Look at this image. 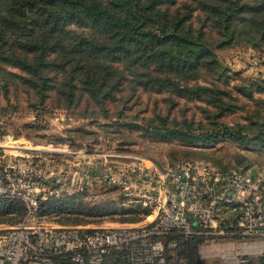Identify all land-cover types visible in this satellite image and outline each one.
<instances>
[{
	"label": "rangeland",
	"instance_id": "1",
	"mask_svg": "<svg viewBox=\"0 0 264 264\" xmlns=\"http://www.w3.org/2000/svg\"><path fill=\"white\" fill-rule=\"evenodd\" d=\"M199 16L201 13H193L195 27ZM214 54L216 68H199L196 77L181 79L179 84L160 88L153 82L139 85L127 75L113 99L96 103L83 96L78 104L70 105L58 102L53 95L40 102L18 77L21 71L0 61V147L6 151L24 148L33 159L38 157L43 172L53 174L73 171L89 157L108 163L137 160L159 167L187 162L239 167L254 182L248 197L257 194L264 203V144H241L225 137L186 144L144 130L149 118L157 123V116L186 119L204 130L214 128L216 121L251 127L264 122V45L231 41L215 48ZM181 83L213 87L214 93L202 88L199 95L189 94ZM219 109L225 111L218 113ZM77 182L66 186L62 195L45 201L40 213L46 223L119 227L152 219L143 209L125 202L115 188L84 184L79 178ZM24 212L21 201L0 198V230L17 225ZM196 253L201 264H264V235L256 239L203 237Z\"/></svg>",
	"mask_w": 264,
	"mask_h": 264
},
{
	"label": "trees",
	"instance_id": "2",
	"mask_svg": "<svg viewBox=\"0 0 264 264\" xmlns=\"http://www.w3.org/2000/svg\"><path fill=\"white\" fill-rule=\"evenodd\" d=\"M194 12L202 15L196 27ZM239 40L264 45V0H0V61L21 71L18 77L40 102L53 95L64 105L83 96L102 103L114 98L127 75L139 85H176L199 68H216L214 49ZM181 84L189 94L214 93L213 87ZM157 118L144 130L186 144L218 137L264 144V122L216 121L204 130L186 119ZM171 236L178 240L177 257L201 264L196 249L202 236ZM104 258L103 264H128L123 249H110ZM52 264L74 263L55 257Z\"/></svg>",
	"mask_w": 264,
	"mask_h": 264
},
{
	"label": "built area",
	"instance_id": "3",
	"mask_svg": "<svg viewBox=\"0 0 264 264\" xmlns=\"http://www.w3.org/2000/svg\"><path fill=\"white\" fill-rule=\"evenodd\" d=\"M16 149L0 147V198L21 201L25 212L17 225L0 230V264H52L55 257L103 264L110 249L125 250L128 264H188L174 253L178 240L171 235L184 240L264 235V203L257 194L248 197L254 182L242 169L189 162L167 167L137 160L108 163L89 157L73 171L53 174L38 167V157ZM78 178L117 189L125 202L153 218L119 227L46 223L42 204Z\"/></svg>",
	"mask_w": 264,
	"mask_h": 264
},
{
	"label": "bare ground",
	"instance_id": "4",
	"mask_svg": "<svg viewBox=\"0 0 264 264\" xmlns=\"http://www.w3.org/2000/svg\"><path fill=\"white\" fill-rule=\"evenodd\" d=\"M151 218H153V215H152V217Z\"/></svg>",
	"mask_w": 264,
	"mask_h": 264
}]
</instances>
